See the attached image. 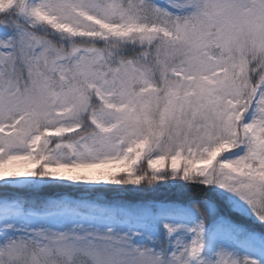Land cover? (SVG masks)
<instances>
[{
	"label": "snow or ice",
	"instance_id": "snow-or-ice-1",
	"mask_svg": "<svg viewBox=\"0 0 264 264\" xmlns=\"http://www.w3.org/2000/svg\"><path fill=\"white\" fill-rule=\"evenodd\" d=\"M0 264H264V0H0Z\"/></svg>",
	"mask_w": 264,
	"mask_h": 264
},
{
	"label": "trees",
	"instance_id": "trees-1",
	"mask_svg": "<svg viewBox=\"0 0 264 264\" xmlns=\"http://www.w3.org/2000/svg\"><path fill=\"white\" fill-rule=\"evenodd\" d=\"M108 199H113V198H120V199H126V200H136L139 199V196H136L134 194H121L118 197L114 193H105L104 194ZM161 198H180L181 194L178 189H166L164 192L160 194ZM182 198H187L186 196Z\"/></svg>",
	"mask_w": 264,
	"mask_h": 264
}]
</instances>
